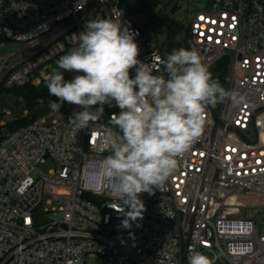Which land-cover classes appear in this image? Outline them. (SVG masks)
<instances>
[{
	"label": "built area",
	"instance_id": "2783aa9c",
	"mask_svg": "<svg viewBox=\"0 0 264 264\" xmlns=\"http://www.w3.org/2000/svg\"><path fill=\"white\" fill-rule=\"evenodd\" d=\"M195 3L185 46L209 71L228 60L230 95L214 105L217 119L208 106L204 130L177 170L152 194H139L142 218L129 228L122 221L130 209H122L104 174L115 104L80 131L68 122L78 105L22 127L15 124L30 110L19 119L2 111L0 264L98 257L105 264H189L194 251L212 264H264V0ZM119 17L138 33V59L164 74L162 41L147 15L123 0H0V91L25 87L57 64L87 21ZM48 160L54 167L44 173L39 166Z\"/></svg>",
	"mask_w": 264,
	"mask_h": 264
},
{
	"label": "clouds",
	"instance_id": "9594fccd",
	"mask_svg": "<svg viewBox=\"0 0 264 264\" xmlns=\"http://www.w3.org/2000/svg\"><path fill=\"white\" fill-rule=\"evenodd\" d=\"M135 35L120 17L89 20L79 35H73L77 46L61 56L57 69L45 78L49 94L56 98L49 104L53 111L65 102L80 106L68 117L77 131L97 121L105 104L120 110L111 121L117 131L104 141L111 154L103 165L122 209H130L122 221L125 228L142 218L144 203L139 194L159 188L199 139L208 106L230 95L195 49H174L163 62L164 74H154L151 64L138 59ZM65 72L72 78L65 79ZM231 99L239 102L236 94ZM189 264L212 261L194 251Z\"/></svg>",
	"mask_w": 264,
	"mask_h": 264
},
{
	"label": "rangeland",
	"instance_id": "374dc122",
	"mask_svg": "<svg viewBox=\"0 0 264 264\" xmlns=\"http://www.w3.org/2000/svg\"><path fill=\"white\" fill-rule=\"evenodd\" d=\"M195 1L196 3L194 6L198 8H202L204 4L207 2L205 0H175V3L180 7V14L179 16L182 18L181 24H176L173 43L179 44V47L176 48H186L185 46V36L188 31V26L190 23V20L193 16V8L191 6V3ZM123 5L130 9H141V0H123ZM227 60V59H226ZM57 64H52L50 66H47L37 73L33 75V78L29 85L39 87L44 81L45 78L50 76L54 69H56ZM228 68H229V62H228ZM214 71L211 70L212 73ZM21 96L18 94V92L15 89H2L0 91V121L3 120V117L1 115L2 111L8 110L11 115L14 118H23L26 116V112L29 110V107L25 102H20ZM31 118L40 117L47 115L51 110H41V107L38 108H32L31 110ZM54 163L50 160L47 161L46 164L40 165L39 168L44 173H48L49 170L53 169ZM88 264H105V261L103 258L98 257L97 259L93 260H87Z\"/></svg>",
	"mask_w": 264,
	"mask_h": 264
},
{
	"label": "trees",
	"instance_id": "16d2710c",
	"mask_svg": "<svg viewBox=\"0 0 264 264\" xmlns=\"http://www.w3.org/2000/svg\"><path fill=\"white\" fill-rule=\"evenodd\" d=\"M56 69H57V66H56ZM64 75H65V79H71L73 74L65 72ZM212 76L214 79L219 80L221 86L224 88L226 81H227V76H228V60L226 59L221 60L214 68V71L212 72ZM15 90L21 96L23 101L27 104V106L29 107V110H31L32 108L36 109L38 107H41V110H44V111L52 110L49 107V104L51 101L56 100L54 96H51L49 94L45 81L39 87H35V86L28 84L25 87L15 89ZM56 102L59 103V101H56ZM71 106L73 105L65 102L61 108L65 109ZM37 118L38 117H35V116L33 118L29 116V118L23 119L17 122L15 124V127L27 126L30 123H32L34 120H36ZM112 126L115 128L113 124Z\"/></svg>",
	"mask_w": 264,
	"mask_h": 264
},
{
	"label": "flooded vegetation",
	"instance_id": "af4514ba",
	"mask_svg": "<svg viewBox=\"0 0 264 264\" xmlns=\"http://www.w3.org/2000/svg\"><path fill=\"white\" fill-rule=\"evenodd\" d=\"M168 1L169 0H141V9H138L147 15L150 25L161 41L166 37L168 30L153 17V14L163 22L172 26V38L166 46V55H169L174 49H178L176 48L177 46L179 47V44H174L172 40L174 38L176 24L180 25L182 21V18L179 16L180 10L174 14L172 13V8L176 4L175 0H173L171 5H167ZM146 4L149 6L151 12L146 9Z\"/></svg>",
	"mask_w": 264,
	"mask_h": 264
},
{
	"label": "water",
	"instance_id": "95a60500",
	"mask_svg": "<svg viewBox=\"0 0 264 264\" xmlns=\"http://www.w3.org/2000/svg\"><path fill=\"white\" fill-rule=\"evenodd\" d=\"M172 2H173V0H169L168 1V3H167V5H171L172 4ZM146 9L149 11V12H151V10H150V8H149V6L146 4ZM180 10V7L178 6V5H174L173 6V8H172V13L174 14V13H176L177 11H179ZM153 17L162 25V26H164L167 30H168V32H167V35H166V37L164 38V40L161 42V44H160V53H161V55L164 57V59H166V57H167V55H166V52H165V49H166V46H167V44H168V42L171 40V38H172V26L171 25H169V24H167V23H165V22H163L161 19H159L157 16H155L154 14H153ZM210 107H211V109H212V112H213V116H214V118L215 119H217V114H216V109H215V107L214 106H212V105H209ZM37 220H38V223L39 224H43L44 222H43V220H42V217L40 216V215H37Z\"/></svg>",
	"mask_w": 264,
	"mask_h": 264
}]
</instances>
